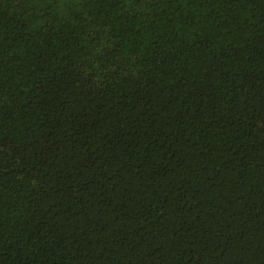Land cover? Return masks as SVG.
Listing matches in <instances>:
<instances>
[{
  "label": "trees",
  "instance_id": "obj_1",
  "mask_svg": "<svg viewBox=\"0 0 264 264\" xmlns=\"http://www.w3.org/2000/svg\"><path fill=\"white\" fill-rule=\"evenodd\" d=\"M0 264H264V0H0Z\"/></svg>",
  "mask_w": 264,
  "mask_h": 264
}]
</instances>
